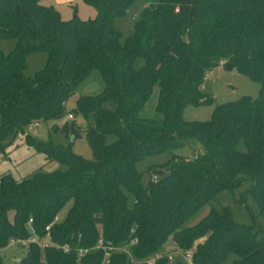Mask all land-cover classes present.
I'll list each match as a JSON object with an SVG mask.
<instances>
[{
  "label": "trees",
  "instance_id": "16d2710c",
  "mask_svg": "<svg viewBox=\"0 0 264 264\" xmlns=\"http://www.w3.org/2000/svg\"><path fill=\"white\" fill-rule=\"evenodd\" d=\"M81 1L92 18L74 11L63 20L40 0H0V39L14 40L8 54L0 53V156L20 134L43 154L45 166L64 167L20 180L0 175V250L29 239L31 230L48 242L28 243L25 255L9 264H102L100 251L81 258L74 251L92 247L99 236L113 247L136 240L106 264H184L179 258L146 263L169 246L191 250L192 264H223L230 255L229 264H264V238L234 222L227 207L212 206L220 192L247 182L246 196L264 219V0H146L122 46L112 20L131 0ZM34 52L45 53L46 62L26 77L24 58ZM135 57L144 60L139 70L132 67ZM217 66L257 82V96L216 105L207 121L184 120L185 107L211 102L202 81ZM94 70L103 90L75 102L85 129L60 127L73 139L83 133L92 160L25 133L67 116L74 86ZM154 93L155 117H140ZM188 142L202 153L148 167L149 181L141 185L137 163ZM203 207L205 215L184 226Z\"/></svg>",
  "mask_w": 264,
  "mask_h": 264
},
{
  "label": "rangeland",
  "instance_id": "374dc122",
  "mask_svg": "<svg viewBox=\"0 0 264 264\" xmlns=\"http://www.w3.org/2000/svg\"><path fill=\"white\" fill-rule=\"evenodd\" d=\"M59 0H40V4L44 6H53L59 11L61 18L67 20L71 12V6L76 9V16L85 20L93 17V10L84 5L81 0H73L67 4H60ZM146 6V0H131L127 12L124 15L113 18L112 25L119 36V44L124 45L125 41L132 35L134 24L138 20L141 12ZM67 7V8H66ZM71 16V15H70ZM14 46L13 39H0V53L8 54ZM46 62V55L43 52L29 53L24 58V76L32 77L35 72L41 70ZM144 66V60L135 57L132 67L139 70ZM104 88L103 80L97 71H91L87 76L81 79L73 88L71 94L67 98L64 108L72 119H67L66 115L60 119L48 120L39 123L36 127L27 128L25 133L32 138L40 141H49L52 145L70 146L72 153L85 160H92V151L87 145L82 132L73 139L69 133H63L60 129L61 125L66 122L67 125L73 124L82 131L86 127V121L83 117L76 113L74 115L75 102L81 97L97 96ZM259 85L246 76L237 74L233 71H223L220 66L211 69L206 73L202 81V91L207 95L211 102L198 107L187 106L182 111V118L186 121H207L216 105L238 100L243 96L255 98L258 94ZM155 101V93L147 101L143 109L139 112L140 117L153 118V105ZM202 150L194 142H188L181 148L165 152L157 156L147 157L137 163L136 169L141 172L140 183L145 186L149 181L148 167L158 166L168 160L171 156L191 158L201 154ZM46 160L41 153H36L27 144L24 143L22 136L17 134L13 141L6 146L4 154L0 156V175L8 174L16 180L28 177L31 173L41 169L44 172H52L55 170H63L64 167L55 162H51L45 166ZM248 183L243 182L232 191L220 192L216 201L212 203L214 209L225 206L230 212L234 222L241 225L250 226L257 236L264 238V219L258 215V209L253 200L246 196ZM131 202V197L128 196ZM67 205L65 208H67ZM207 207H203L189 218L184 226H191L200 220L207 212ZM63 210L57 219H61L64 214ZM26 252V245L8 244L4 249L0 250V256L3 264H9L23 257ZM232 256H228L223 264H229Z\"/></svg>",
  "mask_w": 264,
  "mask_h": 264
},
{
  "label": "built area",
  "instance_id": "2783aa9c",
  "mask_svg": "<svg viewBox=\"0 0 264 264\" xmlns=\"http://www.w3.org/2000/svg\"><path fill=\"white\" fill-rule=\"evenodd\" d=\"M67 119H72V116L68 114L66 116ZM37 124H32L31 126L28 127V129L32 127H36ZM151 180L154 181L156 180V176H152ZM57 218H55V221ZM31 223V220L29 219L27 221V225L29 226ZM23 244L27 245L28 243H36L40 247L46 246L48 242L45 240H38L36 236L33 234L31 230V237L25 241H10V244ZM136 243V240L134 238L130 239L126 245L121 246V247H113L110 242L103 240L100 236L97 238L95 244L90 247V248H77L75 249V253L77 258L83 257L85 254H87L90 251H100L102 253V264H106L107 258L110 256L112 252H121V253H126L127 254V247L134 245ZM64 252H68L67 247H63ZM191 255L192 251L188 250L186 252H181L178 248L176 247H167L164 250L158 251L154 253L152 256H150L147 260L146 263H153L156 260H159L161 258H165L167 262L171 263L175 258H179L184 264H192L191 263Z\"/></svg>",
  "mask_w": 264,
  "mask_h": 264
},
{
  "label": "crops",
  "instance_id": "0c3cea01",
  "mask_svg": "<svg viewBox=\"0 0 264 264\" xmlns=\"http://www.w3.org/2000/svg\"><path fill=\"white\" fill-rule=\"evenodd\" d=\"M70 1H73V0H59V5L61 4H67V3H70ZM68 7H70L71 8V12H70V14H69V16H67V18H64V19H70L72 16H73V13H74V11L76 12V9L75 8H73V7H71V6H68ZM67 8V7H66ZM58 11V10H57ZM59 12V11H58ZM93 12V11H92ZM93 14H94V12H93ZM60 15V14H59ZM71 15V16H70ZM60 17H61V15H60ZM169 247H171V246H169Z\"/></svg>",
  "mask_w": 264,
  "mask_h": 264
},
{
  "label": "water",
  "instance_id": "95a60500",
  "mask_svg": "<svg viewBox=\"0 0 264 264\" xmlns=\"http://www.w3.org/2000/svg\"><path fill=\"white\" fill-rule=\"evenodd\" d=\"M16 262H18L19 261V259H17V260H15Z\"/></svg>",
  "mask_w": 264,
  "mask_h": 264
}]
</instances>
